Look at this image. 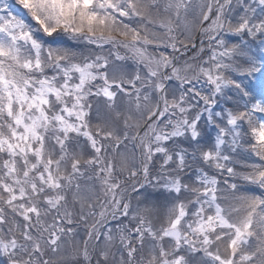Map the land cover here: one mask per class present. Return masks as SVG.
I'll use <instances>...</instances> for the list:
<instances>
[{
    "label": "snow or ice",
    "instance_id": "1",
    "mask_svg": "<svg viewBox=\"0 0 264 264\" xmlns=\"http://www.w3.org/2000/svg\"><path fill=\"white\" fill-rule=\"evenodd\" d=\"M0 264H264V0H0Z\"/></svg>",
    "mask_w": 264,
    "mask_h": 264
}]
</instances>
